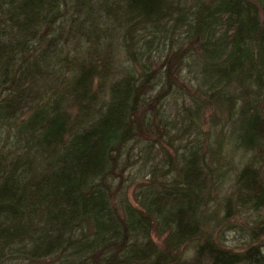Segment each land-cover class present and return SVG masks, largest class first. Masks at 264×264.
<instances>
[{
	"label": "trees",
	"instance_id": "obj_1",
	"mask_svg": "<svg viewBox=\"0 0 264 264\" xmlns=\"http://www.w3.org/2000/svg\"><path fill=\"white\" fill-rule=\"evenodd\" d=\"M263 208L264 0H0V264H264Z\"/></svg>",
	"mask_w": 264,
	"mask_h": 264
},
{
	"label": "rangeland",
	"instance_id": "obj_2",
	"mask_svg": "<svg viewBox=\"0 0 264 264\" xmlns=\"http://www.w3.org/2000/svg\"><path fill=\"white\" fill-rule=\"evenodd\" d=\"M121 57L120 55L118 56V58ZM119 64H122L119 63ZM116 66H118L117 64H115ZM195 69V68H194ZM195 83V82H194ZM193 90V88H192ZM191 90V91H192ZM193 92V91H192ZM193 96V94L191 93L190 95H186V96H180V97H170L167 100V104H166V108H167V116L168 119L171 121L176 122L177 127L178 128H184L185 126L188 125L189 120L186 118V114H187V108H190L193 105V101L191 100V97ZM210 111H204L203 113V119L201 121V126H202V131L203 130H207V128L209 127V121H210ZM187 124V125H186ZM180 143V142H179ZM183 143V142H182ZM153 150V153L151 154L152 156H154V154L156 153V156L153 160L150 161V164H154L157 165V163H160V166L162 165V159L161 157L164 155H162V150H160L159 146H156ZM155 152V153H154ZM172 153H175V150H171ZM132 170H126L124 173V177H123V187H124V193H126L127 197L129 198V200L137 205L138 202V192H139V188H143L144 185H146L147 183L145 182V177H141L140 175H137V177L134 176H128L129 173L132 174L131 171ZM136 171V169H135ZM118 181V178H117ZM230 184L229 182H227L226 184H223V187H219L218 191H221V195L225 194L227 192H230L231 188H230ZM264 215V208L260 211L259 216ZM238 220H242L241 218H239ZM226 233V237H227V245L231 246L233 248H235L236 250H240L242 248H244L245 244L244 242L239 238V229L235 228L232 230H227L225 231Z\"/></svg>",
	"mask_w": 264,
	"mask_h": 264
}]
</instances>
